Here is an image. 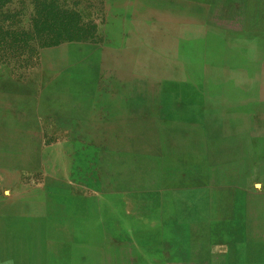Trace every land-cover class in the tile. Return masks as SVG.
<instances>
[{"label": "rangeland", "instance_id": "rangeland-1", "mask_svg": "<svg viewBox=\"0 0 264 264\" xmlns=\"http://www.w3.org/2000/svg\"><path fill=\"white\" fill-rule=\"evenodd\" d=\"M55 1L66 11L75 9L78 38L40 48L29 61L21 46L0 44V108L15 109L8 137L16 139V151L22 138L53 142L56 175L67 169L63 153L75 155L81 148L87 154L94 146L102 155L112 149L143 154L146 147L221 160L224 139L249 137L246 127L264 123V0ZM52 74L56 95L64 89L97 92L74 110L72 120L28 118V107L45 94ZM155 137L160 147L145 144ZM117 163L127 177L103 179L104 185L142 187L149 178L141 161ZM193 197L184 193L182 201ZM100 202L104 215L112 203H130L138 214L146 203L143 195L111 194H102ZM102 221L87 225V233H101L104 241L73 243L85 252L86 264H134L133 258L135 264H150L144 257L175 244L166 241L172 231L142 216L119 225L120 241L106 242L112 230L108 219ZM54 253V264L78 263L64 258L58 238Z\"/></svg>", "mask_w": 264, "mask_h": 264}, {"label": "crops", "instance_id": "crops-1", "mask_svg": "<svg viewBox=\"0 0 264 264\" xmlns=\"http://www.w3.org/2000/svg\"><path fill=\"white\" fill-rule=\"evenodd\" d=\"M53 87L52 74L45 94L28 107V118L72 120L77 107L97 96L66 89L56 95ZM13 113L0 108V264H54L56 238L67 261L86 264L85 252L73 243L104 241L101 233L89 235L87 225H102L105 217L112 230L105 241L118 242L119 225H131L138 216L148 223L158 220L173 232L166 241L174 245L144 257L150 264H264V123L246 127L249 137L224 139L221 160L209 154L147 152L145 147L143 154L112 149L104 154L108 165L94 146L87 154L81 148L75 155L63 153L68 165L61 177L53 142L22 138L15 150L16 139L8 137ZM155 138L144 139L145 144L160 147ZM120 160L143 162L149 178L142 187L103 184V179L127 177L119 171ZM184 193L194 195L189 203L182 201ZM102 194L143 195L146 203L139 214L130 203H112L104 215Z\"/></svg>", "mask_w": 264, "mask_h": 264}, {"label": "trees", "instance_id": "trees-1", "mask_svg": "<svg viewBox=\"0 0 264 264\" xmlns=\"http://www.w3.org/2000/svg\"><path fill=\"white\" fill-rule=\"evenodd\" d=\"M13 2L0 0V44L27 50L21 55L25 61L36 58L40 48L78 38L80 29L72 20L75 9L66 11V6L55 0H20L18 7L11 9Z\"/></svg>", "mask_w": 264, "mask_h": 264}]
</instances>
